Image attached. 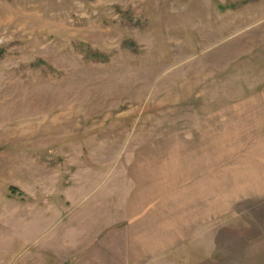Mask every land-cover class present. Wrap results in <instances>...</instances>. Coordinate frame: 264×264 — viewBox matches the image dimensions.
Segmentation results:
<instances>
[{
    "label": "rangeland",
    "instance_id": "374dc122",
    "mask_svg": "<svg viewBox=\"0 0 264 264\" xmlns=\"http://www.w3.org/2000/svg\"><path fill=\"white\" fill-rule=\"evenodd\" d=\"M0 264H264V0H0Z\"/></svg>",
    "mask_w": 264,
    "mask_h": 264
},
{
    "label": "trees",
    "instance_id": "16d2710c",
    "mask_svg": "<svg viewBox=\"0 0 264 264\" xmlns=\"http://www.w3.org/2000/svg\"><path fill=\"white\" fill-rule=\"evenodd\" d=\"M13 190H15V189H13Z\"/></svg>",
    "mask_w": 264,
    "mask_h": 264
}]
</instances>
